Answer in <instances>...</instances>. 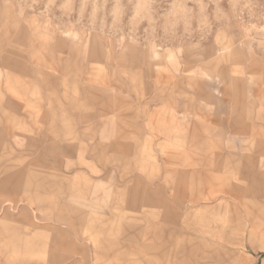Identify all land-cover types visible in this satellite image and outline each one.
Masks as SVG:
<instances>
[{
    "label": "rangeland",
    "instance_id": "1",
    "mask_svg": "<svg viewBox=\"0 0 264 264\" xmlns=\"http://www.w3.org/2000/svg\"><path fill=\"white\" fill-rule=\"evenodd\" d=\"M264 0H0V264H263Z\"/></svg>",
    "mask_w": 264,
    "mask_h": 264
},
{
    "label": "crops",
    "instance_id": "2",
    "mask_svg": "<svg viewBox=\"0 0 264 264\" xmlns=\"http://www.w3.org/2000/svg\"><path fill=\"white\" fill-rule=\"evenodd\" d=\"M263 264H264V262H263Z\"/></svg>",
    "mask_w": 264,
    "mask_h": 264
}]
</instances>
